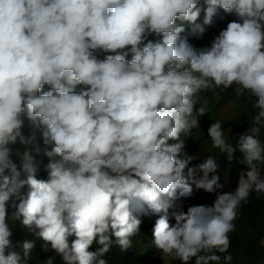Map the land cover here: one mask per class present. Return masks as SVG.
I'll return each mask as SVG.
<instances>
[{
    "label": "clouds",
    "instance_id": "obj_1",
    "mask_svg": "<svg viewBox=\"0 0 264 264\" xmlns=\"http://www.w3.org/2000/svg\"><path fill=\"white\" fill-rule=\"evenodd\" d=\"M221 13L234 19L197 47ZM217 88L255 110L235 146L220 121L204 125L244 165L233 191L182 138ZM262 130L264 0H0V264H27L32 237L46 264H109L147 215L162 257L231 264L238 210L264 195ZM200 190L213 203L182 210Z\"/></svg>",
    "mask_w": 264,
    "mask_h": 264
},
{
    "label": "trees",
    "instance_id": "obj_2",
    "mask_svg": "<svg viewBox=\"0 0 264 264\" xmlns=\"http://www.w3.org/2000/svg\"><path fill=\"white\" fill-rule=\"evenodd\" d=\"M232 19H234L233 16H226L223 13L217 16V18L214 19V25L207 29L204 36L202 38L196 37L197 47L209 45L211 39L216 34H218L219 30L226 26L228 21ZM209 95H222L224 97L233 95L234 98L238 99L239 101L237 108L239 113L242 114L241 130L239 134H245L252 127L251 117L255 115V110H253L251 107L250 98L236 97L233 89L231 88H217L214 91L203 92L201 97L202 99H206L209 97ZM235 145L236 142L233 144V146ZM215 157L221 164L220 176L221 182H223V173L225 172V176H227V174L233 170H225V168H231L236 163V160H233L231 163H229L226 161L223 154L217 155ZM205 194L209 197H213L212 199L216 198L215 193L209 194L205 192ZM179 203L181 204V200H179ZM238 213V218L234 221L236 226L235 231L230 233L231 245L228 249V254H231L232 256L231 264H264V245H257L262 237H264V196L257 194L256 192L251 193L247 202L242 203ZM154 219L155 217L151 216L148 221H151L154 224ZM18 240L20 241L21 239L19 238ZM148 240L151 241L152 238ZM28 241H34L35 247L31 252V258L27 261V264H46L49 256L53 255V253L44 252L41 248L43 242L37 237H32ZM96 247V245H93L91 250H95ZM155 250L156 249H153L154 253ZM220 255L223 257L224 254ZM103 258L106 259L109 264H143L146 260H148L147 258L143 257L140 252L126 255L123 250L117 249L114 245ZM151 262L152 260L150 257L147 263L149 264ZM54 264H60L59 257L54 258ZM172 264H180V261L174 260Z\"/></svg>",
    "mask_w": 264,
    "mask_h": 264
},
{
    "label": "rangeland",
    "instance_id": "obj_3",
    "mask_svg": "<svg viewBox=\"0 0 264 264\" xmlns=\"http://www.w3.org/2000/svg\"><path fill=\"white\" fill-rule=\"evenodd\" d=\"M206 101V107L208 108V114H204L198 117L199 128H194L192 130L191 136L182 137L185 139L184 150L187 151L188 155L196 156L198 160L193 161V164L200 163L202 159L211 155L217 156L220 155L218 149L212 147L210 138L205 132L204 125L211 124L212 122L220 121L222 126L225 128L227 134L228 128L229 139H232L233 136H237L241 130V115L237 108L239 103L238 99H235L233 95L224 97L222 95H209L206 99H202V102ZM199 106V105H198ZM249 130L245 133L248 134ZM261 139L264 140V130H262ZM236 142L235 139H232V143ZM195 151V153H193ZM241 154L239 151L235 153V156L239 157ZM15 159V158H14ZM200 159V160H199ZM233 169L225 176V172L222 175L223 182H226V186L222 191H233L237 186L238 173L244 169V165L236 163L230 168L227 167L225 170ZM39 173H37L38 176ZM264 196V195H262ZM181 209L187 210L188 206L191 205H211L215 199L209 197L205 194L204 191H196L189 198L181 197ZM180 209V210H181ZM152 215L141 216L143 223L140 225L139 233L132 237V244L126 250H123L126 255L133 254L135 252H140L142 256L152 259V262L149 264H172L174 259L171 257H162L161 254L155 250H152V243L148 240L147 237L152 238V226L147 223V219ZM19 222H16L15 226H18ZM260 246L264 245V237L257 244ZM115 246V245H114ZM117 249H120L118 246H115ZM257 249V248H256ZM121 250V249H120ZM149 260V259H148ZM143 264H148L147 261Z\"/></svg>",
    "mask_w": 264,
    "mask_h": 264
},
{
    "label": "bare ground",
    "instance_id": "obj_4",
    "mask_svg": "<svg viewBox=\"0 0 264 264\" xmlns=\"http://www.w3.org/2000/svg\"><path fill=\"white\" fill-rule=\"evenodd\" d=\"M223 17V16H222ZM217 18V17H216ZM220 19V18H219ZM218 21V20H217ZM220 21V20H219ZM223 21V20H222ZM214 23H215V21H214ZM214 25V24H213Z\"/></svg>",
    "mask_w": 264,
    "mask_h": 264
}]
</instances>
